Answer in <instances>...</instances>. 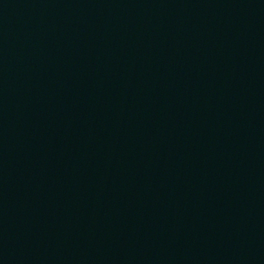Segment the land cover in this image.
<instances>
[{
    "label": "water",
    "instance_id": "95a60500",
    "mask_svg": "<svg viewBox=\"0 0 264 264\" xmlns=\"http://www.w3.org/2000/svg\"><path fill=\"white\" fill-rule=\"evenodd\" d=\"M0 264H264V0H0Z\"/></svg>",
    "mask_w": 264,
    "mask_h": 264
}]
</instances>
